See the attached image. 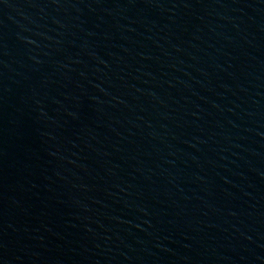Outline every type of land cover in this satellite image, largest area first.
<instances>
[{"label": "water", "instance_id": "1", "mask_svg": "<svg viewBox=\"0 0 264 264\" xmlns=\"http://www.w3.org/2000/svg\"><path fill=\"white\" fill-rule=\"evenodd\" d=\"M0 264H264V0H0Z\"/></svg>", "mask_w": 264, "mask_h": 264}]
</instances>
